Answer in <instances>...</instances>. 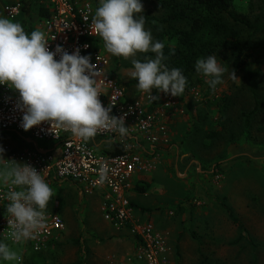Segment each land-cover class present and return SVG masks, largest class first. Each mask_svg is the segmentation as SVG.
<instances>
[{
    "label": "rangeland",
    "instance_id": "374dc122",
    "mask_svg": "<svg viewBox=\"0 0 264 264\" xmlns=\"http://www.w3.org/2000/svg\"><path fill=\"white\" fill-rule=\"evenodd\" d=\"M20 1L0 0V16L5 17L2 11L5 4H21ZM80 1L89 2L93 10L99 6V0ZM29 2L33 17L36 0ZM141 2L144 5L141 15L146 18L145 28L157 41L155 20L163 12L159 9L158 0ZM249 2L234 0L233 9L252 17L255 12L250 11ZM11 20L22 24L26 31L28 20L21 14ZM235 29L241 36L247 37L249 30L242 26ZM258 38L256 46L250 50L253 58L235 71L238 80L230 78L233 70L231 58L225 54L217 60L228 71L222 77L223 83L218 84L215 90L205 82L207 78L194 69L186 77L183 95H169L178 106V127L170 133L167 144L160 145L161 149H158L165 166L157 171L154 178V184L157 182L163 186L164 192L161 193L165 195L167 204L150 208V211L160 215L171 211L167 216L171 218L169 226L174 229L172 234H178V239H181L177 264H199L202 257L205 263L264 264V33ZM163 43L175 45L173 40L166 38ZM99 48L109 59V72L122 81L135 80L130 76L133 69L131 58L112 56L104 49L103 41ZM143 54L137 53L134 58L138 59ZM150 57H154V53H147L146 58ZM136 85L137 81L124 86L128 95L134 96L138 92ZM153 94L161 97L163 93L154 89ZM256 99L260 101L259 107L249 117L246 126L244 117L254 108ZM28 136L27 131L19 134L0 132L4 159L8 151L33 148L32 143L25 140ZM34 141L39 147L52 145L49 141ZM94 141H102L101 146L95 148L97 151L111 146L110 142L99 137H94ZM155 148L152 156H155L158 147ZM3 166V158L0 157V168ZM57 184H64L58 189L54 202L61 204L58 213L64 222L65 234L39 252H21L24 249L21 245H11L21 253V264H105L103 252H107L111 259L120 258L117 264H134L126 261L134 251L133 247L130 245L123 249L120 245V242L127 243L128 239L121 241L113 234L107 236L90 231L95 223L97 226V222H89L105 221L96 207V199L100 197L98 191L82 193L80 186L69 180ZM150 196V193L147 194L144 202L151 200ZM225 206L231 209L243 227L240 240L238 227L228 218ZM78 224L83 230L77 229ZM115 238L120 240L116 244L113 243ZM119 248L122 249L121 256L112 257V253L120 254ZM0 264L16 262L0 259Z\"/></svg>",
    "mask_w": 264,
    "mask_h": 264
},
{
    "label": "clouds",
    "instance_id": "9594fccd",
    "mask_svg": "<svg viewBox=\"0 0 264 264\" xmlns=\"http://www.w3.org/2000/svg\"><path fill=\"white\" fill-rule=\"evenodd\" d=\"M144 5L141 0H99L89 25L91 34L99 36L104 49L115 57L130 59L131 78L137 81V90L147 93L151 101L160 96L153 90L180 97L187 85V78L179 68L169 69L164 63L165 44L154 41L146 30ZM87 23L88 16L83 17ZM49 40L40 29L27 33L22 24L0 16V84H6L19 93L18 108L23 112L21 127L29 131L44 122L51 128H63L74 136L87 141L99 130H111L124 136L128 127L124 116L112 114L113 103L105 107L99 99L101 72L91 62L90 55H81L77 48L69 53L57 45L50 50ZM85 48L88 45L84 46ZM170 47L169 55L175 54ZM154 53L144 61L136 59L137 53ZM59 55V59H57ZM195 71L206 77L212 90L222 84L228 69L216 55L196 60ZM230 78L238 80L235 70ZM0 168V183L11 185L4 198L8 227L6 238L13 244L34 239L44 227L46 210L54 191L41 171L28 163L4 159ZM0 259L20 264L22 255L10 244L0 241Z\"/></svg>",
    "mask_w": 264,
    "mask_h": 264
},
{
    "label": "built area",
    "instance_id": "2783aa9c",
    "mask_svg": "<svg viewBox=\"0 0 264 264\" xmlns=\"http://www.w3.org/2000/svg\"><path fill=\"white\" fill-rule=\"evenodd\" d=\"M48 14L39 21L37 29L45 33L49 48L55 51L60 45L70 54L77 48L81 55H90L91 62L101 72L99 86L102 94L99 99L105 107L112 102V114L125 117L128 131L124 136L111 130H99L95 137L110 142L111 146L97 151L102 141L83 140L63 128L53 127L48 122L34 126L27 131L25 139L33 148L21 151H8L5 159L28 163L41 171L47 183L52 186L62 181H71L80 186L81 192L92 194L98 191L101 196L103 219L117 229L125 230L132 237L135 249L126 258L134 264H170L167 253V237L148 220L141 221L135 216L131 200L139 174L149 167L153 148L167 144L168 137L158 134L156 127L161 120L167 119L174 101L164 93L158 101H151L147 93L138 91L134 96L127 94L109 73V59L99 48V36L91 34L92 5L80 0H41ZM21 11V4L7 3L3 6L5 17L13 19ZM88 16L86 23L83 17ZM88 45L87 48L84 46ZM59 59V55L56 57ZM155 95V94H153ZM19 93L6 84H0V132H23L21 127L23 112L18 108ZM34 140L49 141L51 146L39 147ZM114 143L121 145V153L108 151ZM6 161L3 160V165ZM11 185L0 183V241L10 245H21V252H39L56 240L64 231L65 225L59 213L46 210L44 227L30 239L13 244L6 238L8 227L4 198ZM21 264V262H20Z\"/></svg>",
    "mask_w": 264,
    "mask_h": 264
},
{
    "label": "trees",
    "instance_id": "16d2710c",
    "mask_svg": "<svg viewBox=\"0 0 264 264\" xmlns=\"http://www.w3.org/2000/svg\"><path fill=\"white\" fill-rule=\"evenodd\" d=\"M41 1V0H40ZM38 1L36 13L37 22L48 14L47 7ZM21 11L19 14L28 20L26 32L36 30L33 17L30 12L29 0H21ZM234 0H158L159 9L163 14L155 20L156 34L158 41L163 39L173 40L175 54L169 55L170 47L165 44L164 54L168 59L164 61L169 69L179 68L187 77L195 69L198 58L216 55L221 58L228 54L231 58L233 70H240L248 60L253 58L250 50L256 46L259 35L264 33V0H250V11H254L252 17L248 14H240L233 9ZM18 14V15H19ZM242 26L249 30L247 37L241 36L236 27ZM102 39L99 37L98 43ZM155 55V54H154ZM147 53L138 59L144 61ZM110 76L122 86L129 85L136 80L122 81L117 79L111 72ZM250 74V72H249ZM251 91H254L251 82ZM259 100H255L254 108L245 115V125L248 126L249 117L258 109ZM122 147L114 143L113 148L108 152L112 154L121 153ZM149 184L137 182L134 190L143 193ZM228 218L238 227V240L242 238V225L233 215L231 209L225 206ZM202 256V253H200ZM204 257L199 264H218L204 262Z\"/></svg>",
    "mask_w": 264,
    "mask_h": 264
},
{
    "label": "crops",
    "instance_id": "0c3cea01",
    "mask_svg": "<svg viewBox=\"0 0 264 264\" xmlns=\"http://www.w3.org/2000/svg\"><path fill=\"white\" fill-rule=\"evenodd\" d=\"M40 1V0H38ZM36 4L37 6L35 7V10L33 11V23L35 25V28L37 29L38 25H39V21L37 22L36 19V13L38 11L39 5L38 2L36 0ZM3 11V10H2ZM4 14V13H3ZM178 106H173V108L170 111V115L167 119L161 120L157 127H156V131L158 134H164L165 136L168 137L169 139V135L170 133L172 134V132L176 131L177 127H178ZM165 144H161V146H164ZM161 146H156V154L155 156H152V160L150 162V166L147 167L144 172L142 174L138 175L137 178V182H142L141 179L143 178V182H146L149 184V187L147 188V190L143 193H137L135 190L131 195V200L133 202L134 208H135V216L137 219L141 220V221H150L152 223H154V225H156V227H158L159 229H162V232L166 234L167 237V247H168V253H167V257L169 260L170 264H177L178 262V256L177 253L179 252V241H181V239L179 237V235L175 234L173 235V228L169 226L170 222H171V218L167 217L168 214H171V211L168 213H163L162 215L158 214L157 212L154 211H150V208H157V207H163L166 206L165 204H167V201L165 200V195H163L164 192L163 186L160 185L159 183L155 182L154 184V178H156L157 176V171H160L161 167H164V163H162L163 159L162 157L160 158V154L158 153V149H161ZM153 148V149H154ZM159 173V172H158ZM153 179V182H151V180ZM65 182V181H62ZM62 182H58V183H62ZM136 182V183H137ZM142 182V183H143ZM74 183V182H73ZM57 184V183H55ZM54 184V185H55ZM52 185V189L54 191V195L52 197V202L50 201V208L47 207V209H52V210H56V212L58 213V210L61 209V204L59 201H55L54 199L58 197V189L61 187L63 188L64 184H57L54 188ZM136 185V184H135ZM136 192V193H135ZM151 194V200H147L148 202H144L146 200V196L147 194ZM101 203H102V199L101 196L98 198V200L96 199V207L97 210L101 213ZM61 211V210H60ZM102 215V213H101ZM97 222V226L99 225V227L95 226L96 223L93 225V227H91L90 231L95 232V234H113L116 235V237L121 238V241H125V239H128L127 243H122L120 242V245L123 249H126L128 247H130V245L133 247V249H135V244H134V240L132 239L131 236H129V234L125 231V230H120L117 229L115 227H113L112 225H110L109 223H107L106 221L103 222H98V221H91L89 223H94ZM79 227V230H83V228L81 227V224L77 225V229ZM90 228V227H89ZM65 230V229H64ZM65 234V231H63L59 236L63 237ZM107 235V236H109ZM119 238H115L113 243L116 244L117 240H119ZM120 241V240H119ZM116 249V247L114 248V250ZM197 252L199 251L198 246L196 247ZM122 249L119 248L120 254L116 255L112 253V257H116V256H121V251ZM52 251V250H51ZM113 251V250H112ZM110 251V252H112ZM50 250L47 251V253H49ZM107 252H103V257L102 260L105 264H117L120 263V258L117 259H111V257L109 255H107ZM107 255V256H106ZM105 261H107L108 263H106ZM122 264V263H121Z\"/></svg>",
    "mask_w": 264,
    "mask_h": 264
}]
</instances>
